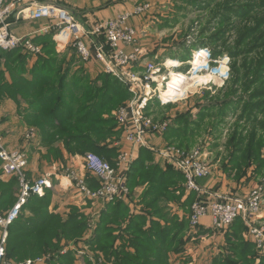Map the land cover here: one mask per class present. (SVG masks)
I'll return each mask as SVG.
<instances>
[{"label":"trees","instance_id":"trees-1","mask_svg":"<svg viewBox=\"0 0 264 264\" xmlns=\"http://www.w3.org/2000/svg\"><path fill=\"white\" fill-rule=\"evenodd\" d=\"M184 1L212 11V20L218 30L194 46L210 48L213 59L228 55L232 78L225 91L222 90L224 93H219L223 96L216 97V104L199 107L195 121L191 111L176 116L173 127L163 136L167 142L164 147L176 145L189 150L207 119L210 126L221 127L231 112L241 111L231 137L233 150L227 171L240 172L239 180L247 173L242 171L244 167L249 168L256 162V176H264V0ZM214 5L216 8H212ZM211 21L200 32L201 37L211 33ZM229 31L235 32L234 44L228 43ZM33 42L42 44V54L37 56L32 69L28 68L30 57L23 54L22 49L0 51V67L6 68L12 80L7 92L13 100L28 105L24 114L26 122L40 129L42 144L50 149L52 157L61 156L51 149L62 143L71 156H85L91 152L114 166L115 162L109 158L112 151L102 143L113 135L118 125L112 113L130 99L128 88L103 73L93 79L74 55L69 60L58 57L50 37H44L42 41L34 38ZM179 59L184 61L185 57ZM75 65H78L77 69H74ZM2 80L3 73L0 72V83ZM205 95L211 94L206 92ZM249 124L250 131L243 134L242 126L246 128ZM154 155L157 154L141 149L128 177V188L132 192L137 186H149L142 196L143 202L147 203L145 215L129 216V209L123 202L112 204L110 211L99 218L94 237L88 242L94 245L95 252L99 251L113 264H176V260L187 257V244L205 233L201 228L193 229L186 219L167 218L165 213L162 214L166 207L161 208L159 203L162 200L179 201L185 178L166 161L163 169L155 163ZM18 190L16 178L8 183L0 181L1 212L9 211L15 205ZM195 197L192 192L186 202L188 208L196 201ZM49 205V194L28 200L21 216L8 231L6 253L9 261L36 259L41 255L52 256L47 264L77 261L74 254L71 256L69 252L61 256V252L68 244L66 242L83 240L87 236L88 223L76 208L72 207L69 215L63 217L50 213ZM155 215L165 224L155 221ZM246 232L247 227L238 219L224 234L227 246L210 264H254L257 258L264 264V256L245 239Z\"/></svg>","mask_w":264,"mask_h":264},{"label":"built area","instance_id":"built-area-1","mask_svg":"<svg viewBox=\"0 0 264 264\" xmlns=\"http://www.w3.org/2000/svg\"><path fill=\"white\" fill-rule=\"evenodd\" d=\"M21 4L25 7L18 12V19L51 21V25L42 32H56L59 40L70 45L83 62H100L108 73L115 74L128 86L133 98L115 112L118 126L126 142L133 149L146 148L153 151L176 171L183 174L186 189L197 194L189 214L190 226L197 229L202 225L201 222L205 217H210L212 229L217 233H225L238 219H241L247 227L245 239L255 245L257 253L264 256V223L262 222L264 220V184L255 186L242 197L208 191L198 184V180L212 175V169L204 158L202 148L184 150L170 145L156 149L149 142L151 137H163L171 125L170 121L157 120L147 113L151 101L158 99L162 105L176 103L175 95L183 85L182 78L180 79L177 74V91L163 98L162 91L169 89L168 83L172 79V72L164 74L163 68L152 63L145 65L144 76H135L131 72V67L140 63L143 51L139 44L141 37L128 23L132 18L141 17L150 12L152 8L150 3L137 5L132 12L102 21L92 29L80 25L70 11L55 3H41L39 0H0V51L11 52L22 49L38 56L42 54V48L34 44L32 39L16 37L9 31L8 19ZM128 48H134V50L128 52L126 50ZM120 69H127L130 73L126 74ZM35 136V129H29L24 137L27 142H30ZM0 162L3 176L16 178L20 191L15 205L5 213L0 212L2 231L0 264H47L52 259L50 255L35 261L27 260L24 263L9 261L6 247L9 228L19 219L28 200L34 196L43 198L46 196V191L54 189L52 176L47 174L30 182L26 175L29 165L27 151L8 149L2 136H0ZM82 162L84 169L100 181L101 185L96 190L88 186L85 176L74 166L57 164L54 169L62 171L70 180L71 188L81 197L83 203L93 202L102 206L129 200L130 189L127 186V178L133 162L132 155L128 152L120 153L114 166L94 153L83 156ZM99 215L100 213H97L91 218L89 215L87 236L79 243L66 244L61 256L70 252L81 264H113L104 255L92 250L88 244L94 237Z\"/></svg>","mask_w":264,"mask_h":264},{"label":"crops","instance_id":"crops-1","mask_svg":"<svg viewBox=\"0 0 264 264\" xmlns=\"http://www.w3.org/2000/svg\"><path fill=\"white\" fill-rule=\"evenodd\" d=\"M152 1L155 3L157 2V0H39V2L41 3H55L59 7L67 9L68 11H70L75 15L78 23H80V25L86 28H89L95 25L96 23L109 20L112 18H116L117 16L123 13H127V12L130 13L134 10V8L137 5ZM23 7L25 6L21 4L18 8L15 9L13 14L8 19L9 31L12 35L21 38H30L32 39V41L34 38H36L37 40L40 39V41H42L44 37H50L51 41L54 44V52L58 57L60 58L66 57L69 60L74 55V57L78 61V64H82L86 73L90 75L92 78H95L97 77V75L104 73V68H103L104 65L100 64L97 61L83 62L78 57L76 51L70 45L62 43L59 40V37L56 35V32L53 31L42 32L44 31L45 28L51 25V21L47 19H42L39 21L18 19L17 18L18 12ZM137 19L138 18H132L129 24L131 26L133 25L136 26V24H139L140 21L142 20V19H138V20ZM148 38L149 36L142 37L140 48L143 51V56L140 60V63H138L134 67V70L136 71L143 72L145 70L144 69L145 65L152 62L151 59L149 60V57L151 56L152 53L150 54L149 53L150 51L147 52L146 48L142 47L146 45V44L144 45V43L148 41ZM37 46L42 48V44L40 45L37 44ZM58 47H61V49H59ZM127 51L130 52L131 49L129 48L127 49ZM21 52L23 54H27L30 57L28 60L29 61L28 68L32 69L35 62L37 61V56L32 55L31 53H28L24 50H22ZM0 68H1L0 72L3 73V80L0 83V136L4 137L6 147L10 150L23 149L27 151L29 158V165L26 171V175L30 182H34L47 174L52 176L51 179L54 184V189L46 191V195L49 194L50 196V205H49L50 213L59 214L63 217H66L67 215H69L70 210L73 207L76 208L78 210V213L83 216L85 223L88 221L89 215L91 218L95 214L100 213L97 219V223H98L99 218L102 217V215L105 212H107V210L110 211V207L113 206L112 204L115 203L105 204L102 206L98 204L96 205V203L93 202L83 203L81 197L76 195V192L71 188L70 180L64 175L62 171H56L54 169L55 165L68 164L74 166L78 172H80L82 175L85 176L88 186L93 190H96L97 188L100 187L101 185L100 181L84 169L82 162L83 156L69 155L64 149L62 143L55 144L54 147L51 149V150H57L61 154V156L59 158H54L51 156L50 149L48 147L43 146L42 144L43 137L40 129L36 126H32L28 124L26 122V119L24 118V114L28 109L27 103L13 100L9 92H7L9 86L12 84V80L6 68L5 67H0ZM77 68L78 65L74 66V69ZM179 113L171 114L170 115L171 117H168V119H170L169 121L173 122ZM113 115L114 112L112 113V116ZM107 117L108 116H106V118ZM113 118L115 119L114 116ZM29 129H35L36 136L32 141L27 142L24 136ZM149 142L156 149L163 148L167 144L164 137H151ZM104 145H107V148L110 151H112V154L109 156V158L112 160V162H115V164L120 153L128 152L130 155H132L133 162L130 167V171L139 157V152L141 151V149H143V148L133 149L131 145L126 142L125 136L123 135V132L120 130L118 125L116 129L113 131V135H111V137L108 136L105 143L104 142L102 143V146ZM154 157H155V163H158L163 169L166 168V163L163 158L158 156V154L154 155ZM210 167L212 169L213 166L210 165ZM130 171L128 173V177ZM250 173L252 174L251 171L247 172L244 177L246 178L250 177L251 176ZM13 178L14 177L11 178L4 177L0 166V181H2L3 183H8ZM242 178L238 182L236 180L235 182H233V180L228 181L222 173H220L219 171L212 170V176L210 178L198 180V184L204 187L205 189H207L208 191H212L220 195H233V196L242 197L249 193V191L246 190V186H242L241 185L242 183H240V181H243ZM127 186H128V180H127ZM148 187L149 186L145 184L144 186L135 187L133 192L130 191L129 200L123 203L129 209V216L145 215L144 211L146 209L147 203L143 202L142 196L144 192L148 189ZM182 190H183L181 192L182 195L180 196L181 199L179 201L172 200V201L163 202L162 200V202L159 203V206L161 208L166 207L164 208L162 214L163 215L166 214L167 218L176 217L179 220L186 219L189 221V214L191 207L188 208L186 202L188 201V198L190 197L192 192L188 191L185 188V184L183 185ZM194 195L196 196L195 198H197V194L194 193ZM156 215L153 219L164 225L165 221H163L159 216ZM263 216H264V212H263ZM262 222L264 223V220ZM201 224L202 225L199 228H201V230L205 233L199 236L198 238H194L193 240H200L202 238H207L212 236L208 239L206 245L203 246L204 248L205 246H207L206 249L208 248L209 251L212 252L214 251L215 253L214 255L216 256L227 246L226 236L222 235L225 233H217L212 229L210 217H205L202 220ZM147 226H150V224H148ZM125 227L126 225H123V228ZM190 242L186 246L185 254L187 256H188L187 253L188 247L191 245ZM66 243L70 244L69 242ZM62 244L64 245L65 242H62ZM91 245L90 248L94 250L93 249L94 245L92 246ZM190 249L191 248H189V250ZM71 254H72L71 256H73V253ZM257 261H259V263H257ZM260 263H261V259L257 258L254 264H260ZM73 264H81V263L78 261H74Z\"/></svg>","mask_w":264,"mask_h":264},{"label":"rangeland","instance_id":"rangeland-1","mask_svg":"<svg viewBox=\"0 0 264 264\" xmlns=\"http://www.w3.org/2000/svg\"><path fill=\"white\" fill-rule=\"evenodd\" d=\"M148 3H150L152 6L151 11L144 16L137 17L138 19L142 20L139 24H136V26L133 25L132 28L138 33L139 37H141L139 44L141 43L142 37L149 36L148 41L144 43V45H146L142 47L146 48L147 52L150 51V54L152 53L149 57V60L151 59L152 61L151 63L163 68L164 74H169V72H172V79L168 83L169 89L167 91H162V97L166 98L170 96L172 92L177 91L176 83L178 81V75L180 79L182 78L183 85L181 86L182 89L179 88L177 91L178 93L175 95V99L177 101L176 103L162 105L158 99H154L151 101L152 104L150 108L147 109V113L154 116L157 120L162 119L169 121L168 117H171V114L179 112V114H181L191 111L193 114L192 120L195 121L197 114L200 111L199 107L216 104V97L223 96L219 93H224L223 91H225L224 88L227 82H230L229 79L231 80L232 78L231 60L228 55L225 54L222 56V58L213 59L210 48L205 46L197 49L194 46L199 40L201 41L202 39L208 38L211 34L218 30V27H215L216 24L212 20L213 13L211 10H202L200 8L193 7L184 0H157L156 3L153 1ZM212 8H216V6L214 5ZM210 21L213 22L210 27L211 33L205 34L204 37H201L200 32L207 27ZM232 21L235 20L232 19ZM99 24L100 22L96 23L90 28L93 29ZM128 25L130 26L129 23ZM227 38L229 44H234L236 40L235 32L229 31ZM58 48L61 49V47ZM132 50H134V48H132L131 51ZM200 52H202L201 55L197 57V55H199L198 53ZM187 53L189 54L187 55ZM180 56L185 57V60L180 61ZM103 68V74L118 80L123 86L128 88V86L124 84V82L121 81L115 74L108 73L104 66ZM120 71L126 74L130 73L127 69H120ZM131 72H133L135 76H144L146 69L142 72L136 71L134 70V67H131ZM170 85H173L172 88ZM206 92H209L211 95L209 97L206 96ZM130 98L132 99L133 95H131ZM128 102L129 100L121 106L119 105V107L115 109L113 116L115 117V112L120 107L125 106ZM240 113L241 111L235 113L231 112L230 115L224 119V124L221 127H218L216 125L217 123L213 124L216 125L215 127L210 126V120L207 119L204 127H202L195 135V140L191 147V149L202 148L206 161L211 166H213L212 170L219 171L224 175V177H226L228 181L233 180V182H235V180L237 182L241 180L237 179L238 175H241V173L237 172V170L231 172L227 171L230 170L228 162L233 150L231 147V137L235 131L236 121L240 116ZM171 126L173 127V122H171L170 127ZM242 127L243 130H245L241 131L243 134H246L248 130L250 131L251 126L249 124L246 125V128L245 125ZM174 146L177 147L176 145ZM255 169L256 162L249 168L245 166L242 170H245L246 172H252V174L250 173V177H243V181H240V183H242L241 185L246 186V190L249 192L255 186L264 183V176H256L254 172ZM19 194L20 191L18 190L17 196ZM2 212L5 213L7 211ZM240 221L241 220L239 219V222ZM1 237L2 231L0 229V241ZM210 237L202 238L200 240H193L190 242L191 245L187 250L188 256L181 261L176 260V264H210L212 259L215 257V253L214 251H209L208 248L206 249L207 246H205V248L203 246L206 245ZM79 242L80 240H71L69 243ZM189 248L191 249L189 250ZM98 252L99 251L96 250V253ZM42 257L43 255L37 257L36 259L31 258L24 261L12 262L24 263L27 260L35 261ZM173 261L174 258L172 262Z\"/></svg>","mask_w":264,"mask_h":264},{"label":"bare ground","instance_id":"bare-ground-1","mask_svg":"<svg viewBox=\"0 0 264 264\" xmlns=\"http://www.w3.org/2000/svg\"><path fill=\"white\" fill-rule=\"evenodd\" d=\"M176 85L178 86V81H177ZM172 86H173V85H170L171 88H172Z\"/></svg>","mask_w":264,"mask_h":264}]
</instances>
